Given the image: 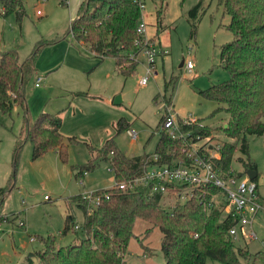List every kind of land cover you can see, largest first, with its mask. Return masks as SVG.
I'll use <instances>...</instances> for the list:
<instances>
[{
	"label": "rangeland",
	"instance_id": "obj_1",
	"mask_svg": "<svg viewBox=\"0 0 264 264\" xmlns=\"http://www.w3.org/2000/svg\"><path fill=\"white\" fill-rule=\"evenodd\" d=\"M79 2L67 0L64 4L57 0H45L35 5V0H23L25 11L19 20L12 12L0 14V51L12 48L21 60L36 42L41 45L34 60V71L24 87L27 114L29 120H33L41 110L52 113L48 109L56 108L53 112L61 118L60 132L67 152L65 161H61L51 149L32 158L30 141L25 140L13 163L12 150L23 124V109L14 103L7 112L0 110V186L9 182L13 185L3 198L0 215H16L13 219L0 221V264H20L26 257L36 262L33 252L42 246L41 235H54L56 245L73 239V230L61 233L64 218L73 216V222L80 226L83 217L75 201L66 197L73 194L82 196L115 183L108 162L102 159L105 153L100 146L106 139L113 138L117 148L128 156L152 153L159 132L163 130L160 118L165 98H169L173 112L179 117L201 118L209 125V135L195 139L196 144H211L213 147L230 139L218 128L225 122L226 112L219 110L209 115L217 103L198 94L199 89L228 77L227 71L218 64V52L221 43L229 41L232 34L226 28L229 16L217 0L163 1L162 23L167 27L160 36V42L166 52L157 56V74L150 76L143 86L137 84V77L144 70L143 54H139L140 61L133 72L124 77L116 71L112 58L104 57L98 61L87 46L77 42L68 32L69 22ZM160 2L144 0L147 36L155 32V9ZM195 3L196 11L191 15L189 8ZM35 7L40 8V14L35 12ZM155 35L158 39L159 33ZM181 59L192 61L190 71L183 64L179 65ZM61 63L62 66L53 70ZM36 75L43 76L44 80L34 87ZM117 94L120 101L113 103ZM118 117L126 120L129 128L136 131L135 138L130 139L125 129L115 132ZM69 135H73L75 140H68ZM90 147L100 150H94L91 155ZM247 147L248 158L256 162L257 193L263 201L250 223L254 236L249 237V227H245L232 240L235 246H246L249 257L240 258L242 264H264L261 257L254 261L251 257L257 250L264 251L263 136L248 135ZM180 149L186 151L184 146ZM211 151L215 152L214 149ZM239 155L242 153L236 148L230 161L231 167L246 177L241 162L237 160ZM242 157L245 158L244 155ZM88 159L93 160L91 168L78 172ZM174 201L172 194L164 195L161 200L165 206ZM19 220L23 225L18 224ZM147 226L145 220H134L133 234L141 237L145 247L142 249L136 236H131L123 255L127 264H158L164 261L159 242L161 231L152 226L145 234ZM77 233H81L79 228ZM29 236H34L35 240L30 241ZM205 264L220 263L206 258Z\"/></svg>",
	"mask_w": 264,
	"mask_h": 264
},
{
	"label": "trees",
	"instance_id": "obj_2",
	"mask_svg": "<svg viewBox=\"0 0 264 264\" xmlns=\"http://www.w3.org/2000/svg\"><path fill=\"white\" fill-rule=\"evenodd\" d=\"M163 1L155 9L156 27L150 38L156 37L155 34L167 27L162 23L165 7ZM217 1L229 16L226 28L232 34L229 41L221 43L218 52V64L227 71L228 77L199 89L198 94L217 103L209 115L219 110L226 112L225 122L218 128L230 139L213 145L216 155L210 157V161L221 174L227 173L233 152L239 148L245 156L237 157L243 170L255 171L256 162L248 158L247 138L248 135L256 134L264 139V0ZM0 6V14L12 12L17 20L25 11L23 0H0ZM196 7L197 3L189 8L191 15L195 13ZM74 14L67 29L77 42L87 46L90 54L98 61L104 57L112 58L116 71L124 77L133 72L140 61L137 54L141 47L136 42L135 24L139 17L136 2L81 0ZM33 46L21 60L12 48L0 51V110L7 112L14 103L23 109V124L12 150L13 163L25 140L30 141L32 158L51 149L55 150L61 161H65L67 152L60 132L61 118L58 113L41 110L33 120L28 118L24 87L34 71V60L41 45L36 42ZM164 100L165 103L170 102L168 97ZM176 118L178 129L185 134V139H172L166 131L161 130L153 149L158 154L156 160L150 157L149 152L126 155L117 148L113 138L103 142L100 146L105 153L102 159L108 162L114 182L141 173L149 164L183 157L185 153L180 148L184 140L192 141L209 135V125L201 118L192 121H183L178 115ZM114 127L115 132H118L129 127V123L118 117ZM67 138L75 140L73 135ZM100 148L90 147L89 152L92 155L94 150ZM92 165L93 160L88 159L78 172ZM241 173L237 172L238 175ZM256 175L255 172V182ZM12 186L11 182L0 186V205ZM179 187L174 185L169 190H177ZM190 192L191 196L175 200L169 206L162 204L159 191L146 193L138 189L121 190L114 184L91 192L100 197L99 202L93 206L87 205L79 194H73L66 198L74 200L81 209L82 223L74 227L73 216L67 215L61 228L62 234L73 230V239L56 245L54 235H41L42 246L33 252L36 262L26 257L20 264H127L123 255L128 239L136 236L133 234L136 218L148 223L145 234L152 226H157L161 231L159 242L164 261L158 264H205L206 258L220 264H242L240 258H248L249 254L246 246H235L228 232V228L236 221V215L227 208L228 202L222 191L209 183L194 186ZM254 193L261 207L263 200L257 193V183ZM15 216L0 215V221ZM78 228L80 234L77 233ZM136 238L144 249L141 237ZM251 257L253 261L257 257L264 260V251L257 250Z\"/></svg>",
	"mask_w": 264,
	"mask_h": 264
},
{
	"label": "built area",
	"instance_id": "obj_3",
	"mask_svg": "<svg viewBox=\"0 0 264 264\" xmlns=\"http://www.w3.org/2000/svg\"><path fill=\"white\" fill-rule=\"evenodd\" d=\"M45 0H36V2ZM60 3H67V0H57ZM138 6L139 17L135 24V31L137 35L136 42L140 43V50L137 54H143V74L137 77V84L143 86L150 76H155V60L160 54V45L157 42L156 37L150 38L145 34L146 19L144 11V0H133ZM37 14L41 13L39 7H35ZM72 35V33H70ZM184 68L190 71L193 66L191 60L183 61ZM33 85L41 84L43 76L36 75ZM177 114L173 112L172 103H165L164 112L161 116V127L172 138L185 137L184 133H181L178 129ZM192 118L185 117L183 121H192ZM126 135L129 138H135L136 131L133 128L127 127L125 129ZM185 139V138H184ZM199 140V139H197ZM197 140L187 141L184 140V152L183 157L171 158L169 162L152 163L147 166L145 170L137 175H133L130 178L117 180L114 183L115 187L121 190L126 189H138L146 193H153L159 191L162 199L164 195L172 194L175 196V200H183L191 196V189L194 186L200 184H213L218 187L224 197L227 199V208L231 209L234 215H236V221L228 228L229 234L233 237L238 231L243 232L245 227H249L247 235L249 237L254 236V231L251 228L252 217L259 209V203L255 200V186L256 182L230 167L229 172L221 174L216 167L211 163L210 157L215 156L216 152H213L214 148L211 144L204 146L203 144H196ZM189 150V151H188ZM215 150V149H214ZM150 157L153 160L158 158V154L152 152ZM246 173V172H245ZM173 185V186H170ZM174 185H180L177 190H169ZM86 201L87 205H96L100 197L91 192H86L81 196ZM19 225H23V222L19 220ZM77 225L75 224L74 227ZM30 241H34V236H29Z\"/></svg>",
	"mask_w": 264,
	"mask_h": 264
},
{
	"label": "water",
	"instance_id": "obj_4",
	"mask_svg": "<svg viewBox=\"0 0 264 264\" xmlns=\"http://www.w3.org/2000/svg\"><path fill=\"white\" fill-rule=\"evenodd\" d=\"M183 61L184 60L181 59L180 62H179V65H182L183 64ZM112 101H113V103H118L120 101V95L119 94L115 95ZM245 172H246L248 178H251V179L254 178L253 177L255 175V171L254 170L246 169ZM29 254H32V253L30 252Z\"/></svg>",
	"mask_w": 264,
	"mask_h": 264
},
{
	"label": "crops",
	"instance_id": "obj_5",
	"mask_svg": "<svg viewBox=\"0 0 264 264\" xmlns=\"http://www.w3.org/2000/svg\"><path fill=\"white\" fill-rule=\"evenodd\" d=\"M81 1V0H80ZM36 0H35V5H36ZM80 3V2H79ZM165 30V29H164ZM164 30H162L160 33H159V37H158V39H157V42H159V45H160V48L163 50V51H160V56L162 55V53H165L166 52V49L164 48V47H162L161 45V42H160V36H161V34H162V32H164ZM64 61V60H63ZM60 66H62V63L61 64H59V66H57V67H55V68H53V70L54 69H57L58 67H60ZM44 80V79H43ZM43 80H42V82H43ZM40 85V84H39ZM39 85H37V86H39ZM35 87V86H34ZM56 108H50V109H48V110H50V111H52V113H53V110H55ZM63 113V112H62ZM62 115V114H61ZM193 118H195V117H193ZM60 122H61V120H60ZM60 128H62V122H61V126H60ZM255 172H256V170H255Z\"/></svg>",
	"mask_w": 264,
	"mask_h": 264
}]
</instances>
